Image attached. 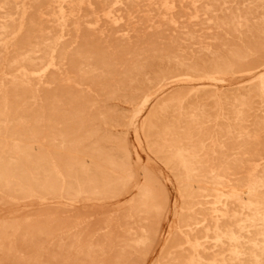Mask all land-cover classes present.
<instances>
[{
  "label": "rangeland",
  "instance_id": "obj_1",
  "mask_svg": "<svg viewBox=\"0 0 264 264\" xmlns=\"http://www.w3.org/2000/svg\"><path fill=\"white\" fill-rule=\"evenodd\" d=\"M263 220L264 0H0V264H264Z\"/></svg>",
  "mask_w": 264,
  "mask_h": 264
},
{
  "label": "bare ground",
  "instance_id": "obj_2",
  "mask_svg": "<svg viewBox=\"0 0 264 264\" xmlns=\"http://www.w3.org/2000/svg\"><path fill=\"white\" fill-rule=\"evenodd\" d=\"M186 158H187L186 156L183 157V159H182V163H183L184 167L188 169V164H189V163H188V161L186 160ZM198 167H199V166H198ZM198 170H200V169H198ZM262 186H263V185H262ZM212 187H213V186H212ZM204 193H205V192H204ZM247 193H248V192H247ZM215 195H216V194H215ZM244 197H245V195H244ZM247 197H248V195H247ZM252 197H254V196H252ZM223 198H224V197H223ZM228 198H229V197H228ZM220 199H221V198H220ZM225 199H226V198H225ZM246 199H248V198H246ZM210 200H211V199H210ZM213 201H214V200H213ZM246 201H247V200H246ZM251 201H252V200H251ZM252 202H253V201H252ZM250 204H251V203H250ZM240 208H241V207H240ZM211 209H212V208H211ZM247 211H248V210H247ZM193 214H194V213H193ZM250 214H251V213H250ZM258 215H259V214H258ZM258 217H259V216H258ZM246 218H247V217H246ZM255 218H256V217H254V219H255ZM248 220H249V219H247V221H248ZM245 221H246V219H245ZM263 221H264V220H263ZM241 223H242V221H241ZM215 225H216V224H215ZM237 229H238V228H237ZM205 234H206V233H205ZM262 234H263V233H262ZM233 238H234V237H233ZM236 241H237V240H236ZM262 241H263V240H262ZM230 242H231V241H230ZM232 242H233V241H232ZM230 244H232V243H230ZM234 245H235V244H234ZM252 248H253V247H252ZM232 251H235V250L233 249ZM232 251H231V252H232ZM237 251H238V250H237ZM237 251H236V252H237ZM236 252H235V253H236ZM237 253H241V252L238 251ZM240 258H241V257H240ZM257 259H258V258H256V260H257ZM234 260H235V259H234ZM238 260H239V259H238ZM236 261H237V258H236ZM255 263H256V261H255Z\"/></svg>",
  "mask_w": 264,
  "mask_h": 264
}]
</instances>
